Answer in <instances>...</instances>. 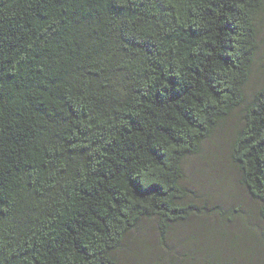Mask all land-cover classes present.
I'll list each match as a JSON object with an SVG mask.
<instances>
[{"label": "trees", "instance_id": "obj_1", "mask_svg": "<svg viewBox=\"0 0 264 264\" xmlns=\"http://www.w3.org/2000/svg\"><path fill=\"white\" fill-rule=\"evenodd\" d=\"M264 0H0V264H118L202 213L185 162L230 161L264 223Z\"/></svg>", "mask_w": 264, "mask_h": 264}, {"label": "rangeland", "instance_id": "obj_2", "mask_svg": "<svg viewBox=\"0 0 264 264\" xmlns=\"http://www.w3.org/2000/svg\"><path fill=\"white\" fill-rule=\"evenodd\" d=\"M257 24L258 53L245 90L246 104L264 86V12ZM241 117L239 110L202 146L200 156L185 162L184 184L200 194L202 213L176 225L168 245L145 225L128 242L118 264H264V223L230 161Z\"/></svg>", "mask_w": 264, "mask_h": 264}]
</instances>
